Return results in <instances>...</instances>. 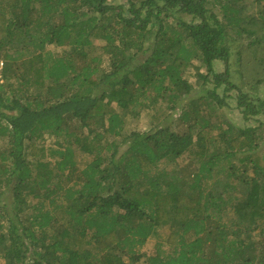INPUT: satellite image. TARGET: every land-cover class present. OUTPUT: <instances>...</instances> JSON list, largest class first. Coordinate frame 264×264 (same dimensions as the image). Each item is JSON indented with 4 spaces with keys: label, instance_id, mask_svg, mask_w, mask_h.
Listing matches in <instances>:
<instances>
[{
    "label": "trees",
    "instance_id": "obj_1",
    "mask_svg": "<svg viewBox=\"0 0 264 264\" xmlns=\"http://www.w3.org/2000/svg\"><path fill=\"white\" fill-rule=\"evenodd\" d=\"M244 33L239 56L264 45V0H0V264H264V97L230 70ZM234 88L257 125L213 120Z\"/></svg>",
    "mask_w": 264,
    "mask_h": 264
},
{
    "label": "rangeland",
    "instance_id": "obj_2",
    "mask_svg": "<svg viewBox=\"0 0 264 264\" xmlns=\"http://www.w3.org/2000/svg\"><path fill=\"white\" fill-rule=\"evenodd\" d=\"M116 1V0H115ZM188 18V16H186ZM235 35L232 34L230 41H233V44H230L231 46V60H230V70L232 71V77L231 79L233 82L236 83V85L243 90L244 92L249 93L252 96H260L264 97V45L260 48H249L244 49L241 56L238 55V51L241 50L245 44L248 43L249 38L246 37V34L242 35ZM229 41V42H230ZM97 44L101 45L103 44V40H97ZM98 53H100V50H97ZM199 66L198 61L194 60V65L190 68L189 72V79L193 83H201L200 79L196 76L197 73V67ZM215 67L218 71H224L226 70V65L222 61H215ZM204 72V70H202ZM213 85V84H210ZM239 91L237 88H234L233 90L227 91L226 94V100L228 102V106L225 108L215 112V115L213 116L214 121H218L219 123H226L231 122L234 123L237 126H247V125H257L258 122L256 119L251 118L250 120L245 119L244 114L241 112V109L238 107V101H237V95ZM221 95H223V92H221ZM223 95V96H224ZM129 123L125 125L126 130H137L141 132H145L149 130L152 127L153 120L151 119V116L144 111L143 114L138 118L133 120L132 115H130ZM224 120V121H223ZM46 145L51 146L55 138L53 135L46 134ZM264 145V142H263ZM80 155V162L85 161L88 156L84 153H79ZM187 162V161H186ZM159 235H153L149 238L147 243L143 246V250H145L148 253H153L155 251L156 245L159 241H164V239L167 236V233H169V228L164 227L160 228ZM1 264H4V261H2Z\"/></svg>",
    "mask_w": 264,
    "mask_h": 264
},
{
    "label": "built area",
    "instance_id": "obj_3",
    "mask_svg": "<svg viewBox=\"0 0 264 264\" xmlns=\"http://www.w3.org/2000/svg\"><path fill=\"white\" fill-rule=\"evenodd\" d=\"M2 64L3 62L0 63V80H2V74H1Z\"/></svg>",
    "mask_w": 264,
    "mask_h": 264
}]
</instances>
